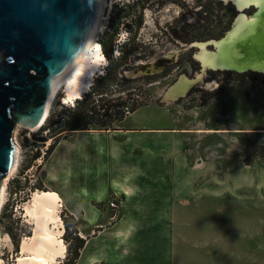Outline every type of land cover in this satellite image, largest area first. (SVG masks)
I'll list each match as a JSON object with an SVG mask.
<instances>
[{
  "label": "crops",
  "instance_id": "0c3cea01",
  "mask_svg": "<svg viewBox=\"0 0 264 264\" xmlns=\"http://www.w3.org/2000/svg\"><path fill=\"white\" fill-rule=\"evenodd\" d=\"M259 89L260 80L229 79L200 109L227 92L250 119ZM142 109L163 108L143 104L114 129L74 130L40 165L35 190L56 194L83 239L74 264H239L240 252L263 253L264 156L244 160L246 144L264 148L259 128L174 106L161 121Z\"/></svg>",
  "mask_w": 264,
  "mask_h": 264
},
{
  "label": "rangeland",
  "instance_id": "374dc122",
  "mask_svg": "<svg viewBox=\"0 0 264 264\" xmlns=\"http://www.w3.org/2000/svg\"><path fill=\"white\" fill-rule=\"evenodd\" d=\"M102 1L98 29L93 37L96 43H98L97 39L102 30L110 22L109 16L120 14L117 9L112 12L113 15L109 13L110 3L120 0ZM224 1L179 0L177 3L165 1L162 5L157 6L156 1L153 0L143 10V24L138 29L133 43L123 48V51H128L129 55L130 53L141 54L142 57L130 60L129 64L134 65L133 67L119 70L124 72L122 74L124 79L117 74L115 81L110 82V96L113 102L123 100L126 105L153 104L162 107L163 109H142L139 111L140 113H137L141 114L146 111L156 116L157 119H162L161 121H164L163 114H169L164 108H173L174 106L180 112L185 111V114L192 117L209 114V116H216L229 125L234 124L239 127L249 123L248 125L259 128L253 130L254 133H261L264 136V89L254 91L255 96L261 97L262 101L258 98L252 99L250 119L243 115L242 108L236 105L232 96L230 97L227 92V95H219L214 99L205 110L200 109L204 105L201 104L202 99L217 89V85L221 86L231 78L243 77L245 73L206 70L201 81L191 86L182 96L171 99L166 94L179 76L191 78L200 68L199 63L192 58L193 50L186 49L188 42H183L182 39H190V41L216 39L227 29L234 10L229 3ZM130 29L133 31L134 27L130 25ZM126 36V28L119 27L115 43H124ZM92 47L93 44L90 48ZM131 47L134 48L132 52L130 51ZM117 52L118 50L114 48L111 56L116 55ZM108 67V60L105 57L103 63L99 65V69L89 76L88 87L80 97H77L79 99L63 103L64 92L62 87L59 88L53 96L48 114L38 130L32 132L23 126H15L12 136L17 141L18 150L20 149L19 160L15 172L7 178L4 185V202L0 207V264L18 262L22 240L32 235V225L28 219L24 218L23 205L29 200L32 192L38 189L40 165L48 155L47 148L49 144L54 145L56 140L67 137L74 131L68 129L67 126L68 119L73 113L70 110L76 106L77 100L86 95L95 77L103 74ZM253 76L264 79V76L255 72H253ZM54 132L57 134L51 136ZM246 145L244 160H249L254 155L264 156L261 153V147L252 144ZM45 152L47 153L45 154ZM58 215L61 218L64 231L60 236L64 244V252L63 257L56 258L52 264H69L74 249V237L80 236L74 218L68 215L64 216L62 212H59ZM226 222L231 223V220L223 219V223ZM73 230L76 231L73 233ZM260 257H264V245L263 253L254 250L244 255L240 252L239 264H262L259 260Z\"/></svg>",
  "mask_w": 264,
  "mask_h": 264
},
{
  "label": "water",
  "instance_id": "95a60500",
  "mask_svg": "<svg viewBox=\"0 0 264 264\" xmlns=\"http://www.w3.org/2000/svg\"><path fill=\"white\" fill-rule=\"evenodd\" d=\"M224 2L234 10L227 29L216 39L186 45V49L193 50L192 58L199 63L197 73L201 72V76L196 78V73L187 78L191 83L185 92L201 81L206 70L238 72L202 66L194 56L200 50L199 42H203L205 50L214 51L213 41L226 37L238 12L248 16L258 9L252 3L237 8L233 0ZM95 3L96 0H0V188L13 162L15 126L33 127L42 120L54 79L70 65L89 34ZM248 71L264 76L257 70Z\"/></svg>",
  "mask_w": 264,
  "mask_h": 264
},
{
  "label": "bare ground",
  "instance_id": "6f19581e",
  "mask_svg": "<svg viewBox=\"0 0 264 264\" xmlns=\"http://www.w3.org/2000/svg\"><path fill=\"white\" fill-rule=\"evenodd\" d=\"M101 2L103 4L102 0H96L91 28L84 44L70 65L54 79L42 120L36 126L26 127L32 132L38 130L43 124L52 98L59 88L62 87L64 92L63 103L73 101L85 92L89 76L103 63L105 58L99 50V44L93 40L99 25ZM233 2L237 8L252 3L258 5V9L256 13H251L248 16L238 12L226 37L219 42L213 41L216 49L214 51L205 50L203 42H199L197 45L200 50L194 56L202 66L226 68L238 72L252 69L264 73V0H233ZM92 44L93 47L90 48ZM200 76L201 72L195 75L196 78ZM190 83V80L181 75L167 90V97L182 95ZM13 141V162L0 188V207L4 202L5 182L15 172L19 160L20 149L18 150L17 141L14 139ZM57 198L55 193L36 190L32 192L29 200L24 202L23 210L31 222L32 235L22 240L18 262L15 264H52L56 258L63 257L64 244L60 239L63 225L58 215Z\"/></svg>",
  "mask_w": 264,
  "mask_h": 264
},
{
  "label": "trees",
  "instance_id": "16d2710c",
  "mask_svg": "<svg viewBox=\"0 0 264 264\" xmlns=\"http://www.w3.org/2000/svg\"><path fill=\"white\" fill-rule=\"evenodd\" d=\"M152 1L153 0H120L110 3V15H113L112 12L116 9L120 11V14L117 16H109V24L105 26L104 30H102L99 38L97 39L99 50L102 55L107 58L109 67L103 74L95 77L94 82L90 85L86 95H84L80 100H77L76 106L70 110V112L73 113H71L68 119V129H114L116 124L124 117L120 107L126 106V102L123 100H119L116 103L113 102V99L110 96L111 90L109 88V84L110 82L115 81L117 74H119L120 78L124 79L125 77L122 75L123 72L121 71L134 66L129 64L131 59H139L142 57L141 54L130 53L129 55L128 51H123V48L124 46L133 43L138 29L143 24V10L147 8ZM154 1H156L157 6H159L165 1L177 3L179 0ZM130 25L134 27L133 31H131ZM119 27H125L127 33L126 41L122 44L115 43ZM182 40L183 42H190V39ZM114 48H116L118 52L116 55L111 56V52ZM132 50L134 51L133 47H131L130 51L132 52ZM244 76L264 82V79H259L257 76H253V73H247ZM221 87L222 86H218L217 89L210 92L202 99L201 104H205L214 93L221 89ZM138 106L140 105H128L130 111H133ZM55 134L57 133L54 132L51 136H54ZM52 146L53 144H49L47 148L48 153ZM246 149L247 145L244 147V153L246 152ZM47 152H45V154ZM261 153L264 154V148H261ZM38 189H42L40 184L38 185ZM70 217L73 218V216ZM75 231L76 230H73V233ZM9 236L11 237V235ZM74 240V249L72 250V257L69 264H74V260L76 259L79 249L83 244V239L81 237H74Z\"/></svg>",
  "mask_w": 264,
  "mask_h": 264
},
{
  "label": "built area",
  "instance_id": "2783aa9c",
  "mask_svg": "<svg viewBox=\"0 0 264 264\" xmlns=\"http://www.w3.org/2000/svg\"><path fill=\"white\" fill-rule=\"evenodd\" d=\"M121 111H122L124 116H127L131 113L128 105L122 106ZM27 137L29 138V136H27ZM118 202H119V199L117 198V196H112L107 202V206L112 210L111 218H113L115 215V211H116V207H117ZM72 216L75 219V216L74 215H72Z\"/></svg>",
  "mask_w": 264,
  "mask_h": 264
},
{
  "label": "flooded vegetation",
  "instance_id": "af4514ba",
  "mask_svg": "<svg viewBox=\"0 0 264 264\" xmlns=\"http://www.w3.org/2000/svg\"><path fill=\"white\" fill-rule=\"evenodd\" d=\"M219 71V70H218ZM231 72H234V71H231ZM247 72H251V71H245V72H242V73H247ZM235 73H238V72H235ZM253 73V72H252ZM243 77H245V78H248V77H246V76H243ZM243 77H235V78H231V79H237V78H243ZM224 85V84H223ZM223 85H221V86H223ZM217 86H219V85H217ZM222 88V87H221Z\"/></svg>",
  "mask_w": 264,
  "mask_h": 264
}]
</instances>
